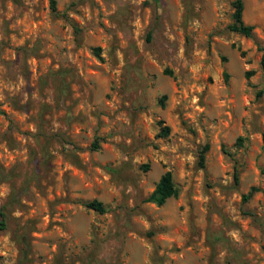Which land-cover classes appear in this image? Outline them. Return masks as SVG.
I'll list each match as a JSON object with an SVG mask.
<instances>
[{"label": "rangeland", "instance_id": "rangeland-1", "mask_svg": "<svg viewBox=\"0 0 264 264\" xmlns=\"http://www.w3.org/2000/svg\"><path fill=\"white\" fill-rule=\"evenodd\" d=\"M232 1L0 0V264H264V0L252 37Z\"/></svg>", "mask_w": 264, "mask_h": 264}, {"label": "trees", "instance_id": "trees-1", "mask_svg": "<svg viewBox=\"0 0 264 264\" xmlns=\"http://www.w3.org/2000/svg\"><path fill=\"white\" fill-rule=\"evenodd\" d=\"M232 7L233 11L231 14L232 21L228 24L227 28L230 31L237 32L242 34L246 37H252L253 36V26L251 24H248L243 19V10H244V3L243 0H233L232 1ZM50 8L52 11L56 10V2L55 0H50ZM262 51L261 54V65L264 69V49L259 48ZM246 74H249V72H246ZM165 98V96H162V101ZM169 131V127L163 128V135H166ZM262 141L264 143V133L262 134ZM209 145L204 144L202 148L199 151V164L201 166L204 165V159H205V153L208 150ZM147 167V166H144ZM234 178L236 181H238L237 174H234ZM254 187H251L249 191L246 194H243V200H247L254 192ZM178 194V190L174 184L172 173L171 171L167 170L165 171L158 179V181L155 184L154 189L152 192L147 196L146 200L154 202L158 205H161L165 203V201L170 197H175ZM84 205L90 209H93L95 211H98L100 213H103L105 211L104 205L101 201L97 199H92L90 201H87L84 203ZM5 226V222L3 220L0 221V229Z\"/></svg>", "mask_w": 264, "mask_h": 264}, {"label": "crops", "instance_id": "crops-1", "mask_svg": "<svg viewBox=\"0 0 264 264\" xmlns=\"http://www.w3.org/2000/svg\"><path fill=\"white\" fill-rule=\"evenodd\" d=\"M253 6H254L256 9H260V5H259V4H253ZM243 13H245V5H244Z\"/></svg>", "mask_w": 264, "mask_h": 264}]
</instances>
